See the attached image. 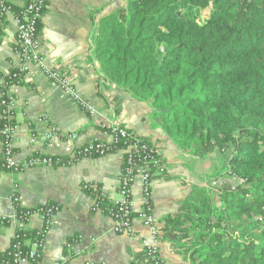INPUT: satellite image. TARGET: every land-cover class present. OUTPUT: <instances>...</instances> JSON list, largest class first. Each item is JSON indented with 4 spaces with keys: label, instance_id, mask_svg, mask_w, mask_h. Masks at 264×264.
Segmentation results:
<instances>
[{
    "label": "trees",
    "instance_id": "obj_1",
    "mask_svg": "<svg viewBox=\"0 0 264 264\" xmlns=\"http://www.w3.org/2000/svg\"><path fill=\"white\" fill-rule=\"evenodd\" d=\"M207 9L208 20L199 24ZM22 10L13 8L16 17ZM92 55L100 79L149 106L152 127L179 151L225 156L207 177L214 186L193 185L180 213L163 221L174 247L192 264H264V0H127L103 20ZM6 123L0 118V130ZM116 130L105 128L116 137L109 154L122 153L126 170L129 146L149 142L124 126ZM5 164L3 154L0 171H8ZM167 171L163 160L151 173L171 179ZM86 186L97 208L113 218L114 202ZM14 206L15 219L25 223L40 208ZM11 223L0 217L1 227ZM42 234L18 230L1 260L16 264L18 252L29 257ZM158 257L144 250L137 264H156Z\"/></svg>",
    "mask_w": 264,
    "mask_h": 264
},
{
    "label": "crops",
    "instance_id": "obj_2",
    "mask_svg": "<svg viewBox=\"0 0 264 264\" xmlns=\"http://www.w3.org/2000/svg\"><path fill=\"white\" fill-rule=\"evenodd\" d=\"M7 1L16 10L24 7V0ZM126 2L48 0L39 33L44 64L48 69L65 68L77 91L96 108L97 115L90 117L83 112L39 66L32 65L25 84L17 91L14 159L20 165L35 156L73 160L77 149L95 142L111 141L103 125L117 124L133 130L160 151L171 177H157L162 175L157 173L151 182V202L160 228L159 239L154 242L138 219L133 221L132 236L117 235L113 230L114 220L102 211L94 210V199L84 190L86 185L99 187L110 202L120 200L118 185L123 156L121 153L107 154L75 159L71 165L57 168H26L21 173L0 171V217L12 220L8 227L0 226L1 253L10 248L18 230L40 231L44 227L38 214L31 215L26 224L15 219L13 195H17L24 209L49 204L60 207L53 219L52 231L45 239L42 264L61 261L69 264H137L147 244L156 246L159 257L167 264H192L167 238L163 221L180 213V205L190 197L193 185L206 187V175L216 172L225 156L217 151L205 157L182 153L161 129L152 127L149 106L134 101L125 90L100 79L92 55L95 37L103 20L125 7ZM15 17L12 12L4 21L0 86L22 64ZM51 132L62 134L59 145L45 139ZM69 135L76 138L69 140ZM3 154L0 133V157ZM206 163L210 165L208 169ZM133 202L138 213L144 203L141 178L133 186Z\"/></svg>",
    "mask_w": 264,
    "mask_h": 264
},
{
    "label": "built area",
    "instance_id": "obj_3",
    "mask_svg": "<svg viewBox=\"0 0 264 264\" xmlns=\"http://www.w3.org/2000/svg\"><path fill=\"white\" fill-rule=\"evenodd\" d=\"M47 0H24V7L21 14L15 17L17 23V45L19 47V53L21 56L22 64L19 68L14 70L8 77L12 76V81L3 80L0 86V106H1V119L6 118L7 123L4 125L0 133L3 137L4 154L6 156V168L10 172L21 173L26 168L35 167H51L57 168L62 166H69L75 159H81L83 157H103L109 154V146L114 143L116 137L110 135V142H95L79 148L74 153V159L68 160L66 164L60 163V157H32L23 164H18L14 159V138L16 132V126L12 124L14 120V108L17 101V91L22 87L23 82L30 74V67L32 65L39 66L47 75V77L57 84L65 94L74 102L83 112L87 113L90 117L97 115V110L91 103L83 97L76 89L73 79L69 72L65 68L48 69L44 64V59L40 53L39 42V23L43 19V11L46 8ZM13 12V6L8 3L7 0H0V47L2 40V33L4 29V21ZM117 124L103 125V128H113L115 133L118 129ZM62 134L59 132H51L45 138L58 144V139ZM69 140L75 139L74 135L67 136ZM66 152L69 154L70 150ZM131 154L127 161L126 170L122 171L119 177V194L120 200L114 202L118 207L117 212L111 211L112 218L115 222L114 233L117 235L132 236L133 234V221L138 219L142 222L143 226L149 231V234L154 242L159 239L160 228L153 214V206L151 202V182L153 179L151 170L156 168L163 158L160 151L152 145L136 141L129 146V149L125 151V154ZM122 154V153H121ZM138 178L143 181L144 188V203L142 208L135 211V204L133 202V186ZM88 188V186H86ZM13 202H19L17 195H13ZM44 207V206H43ZM40 207L37 210V214L40 215L44 227L41 230L43 232L41 241L34 244L32 252L29 257H23L21 253H16L14 256V263L16 264H41V257L45 249V239L47 235L52 231L53 219L60 212V207L54 205L53 207L44 209ZM97 208V201L94 200V210L100 211ZM137 214L136 217H133ZM29 217L30 214L28 213ZM29 220V219H28ZM22 224H26L23 221H19ZM146 243V242H145ZM147 244V243H146ZM70 246V245H69ZM145 250L150 255H156L158 250L154 245H145ZM42 251V255H37V250ZM156 264H167L158 257ZM0 264H8L1 260L0 252ZM55 264H69L67 261L56 262Z\"/></svg>",
    "mask_w": 264,
    "mask_h": 264
},
{
    "label": "rangeland",
    "instance_id": "obj_4",
    "mask_svg": "<svg viewBox=\"0 0 264 264\" xmlns=\"http://www.w3.org/2000/svg\"><path fill=\"white\" fill-rule=\"evenodd\" d=\"M209 9H207V10H205L203 13H202V16L200 17V18H198L197 19V22L199 23V24H203L206 20H208V17H209ZM206 165H207V169L209 168V163L207 164L206 163ZM200 166L202 167V166H205L204 164H200ZM216 172H214V173H212L211 175H213V174H215ZM206 177H208L207 175H206ZM206 186H214V183L213 182H209V180H207L206 179ZM205 183V182H204Z\"/></svg>",
    "mask_w": 264,
    "mask_h": 264
}]
</instances>
